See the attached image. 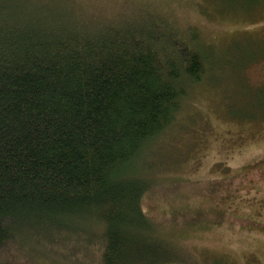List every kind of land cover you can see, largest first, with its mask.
Segmentation results:
<instances>
[{
	"label": "trees",
	"instance_id": "1",
	"mask_svg": "<svg viewBox=\"0 0 264 264\" xmlns=\"http://www.w3.org/2000/svg\"><path fill=\"white\" fill-rule=\"evenodd\" d=\"M83 15L65 0H0V264L63 258L88 238L98 264H198L143 210L154 179L134 161L204 59L160 22Z\"/></svg>",
	"mask_w": 264,
	"mask_h": 264
},
{
	"label": "rangeland",
	"instance_id": "2",
	"mask_svg": "<svg viewBox=\"0 0 264 264\" xmlns=\"http://www.w3.org/2000/svg\"><path fill=\"white\" fill-rule=\"evenodd\" d=\"M65 2L86 18L160 22L175 46L190 39L206 70L134 161L154 179L142 208L198 264H264V0ZM90 239L14 264H98Z\"/></svg>",
	"mask_w": 264,
	"mask_h": 264
}]
</instances>
